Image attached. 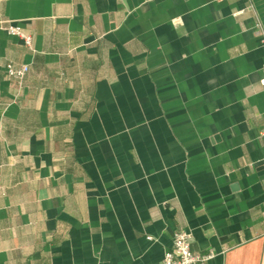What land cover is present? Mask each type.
Wrapping results in <instances>:
<instances>
[{
    "label": "crops",
    "instance_id": "obj_1",
    "mask_svg": "<svg viewBox=\"0 0 264 264\" xmlns=\"http://www.w3.org/2000/svg\"><path fill=\"white\" fill-rule=\"evenodd\" d=\"M0 20L32 36L0 30V264H160L180 230L203 264H264V0H0Z\"/></svg>",
    "mask_w": 264,
    "mask_h": 264
},
{
    "label": "built area",
    "instance_id": "obj_2",
    "mask_svg": "<svg viewBox=\"0 0 264 264\" xmlns=\"http://www.w3.org/2000/svg\"><path fill=\"white\" fill-rule=\"evenodd\" d=\"M258 31H261L259 23H256ZM0 30H4L9 35L20 38L23 43L31 48L32 36L18 25L8 20H0ZM28 71L25 64L15 66L12 63L5 64V74L15 81L19 86ZM259 83L264 85V76L259 79ZM262 148H264V128L259 132ZM190 236L186 231L180 230L173 234L172 245L165 250L160 264H203L213 256L209 250L206 253L193 252L190 250Z\"/></svg>",
    "mask_w": 264,
    "mask_h": 264
}]
</instances>
